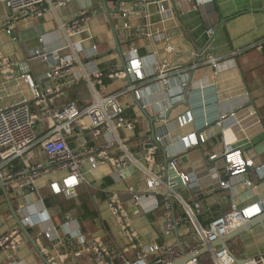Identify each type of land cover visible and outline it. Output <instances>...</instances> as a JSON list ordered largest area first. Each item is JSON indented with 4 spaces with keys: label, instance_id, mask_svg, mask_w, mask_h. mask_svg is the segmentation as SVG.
I'll return each mask as SVG.
<instances>
[{
    "label": "crops",
    "instance_id": "1",
    "mask_svg": "<svg viewBox=\"0 0 264 264\" xmlns=\"http://www.w3.org/2000/svg\"><path fill=\"white\" fill-rule=\"evenodd\" d=\"M90 8H97V13L91 16L85 31L71 39L76 44L78 57L82 69L87 72L99 71L105 74L102 77L101 93L110 94L124 89L132 78H109L107 73L111 68L123 71V64L120 56L115 50V43L111 32V24L115 29L117 41L121 54L125 59H142V72L144 79L140 82V91L136 97L128 93L121 98L124 106L125 117L134 121L132 131L120 130L119 138L124 143L128 153L134 158L138 166L163 176L164 157L176 159V170L187 174L193 172L200 177V187L194 190L177 189L181 198L188 202H198L202 211L198 216V223L206 227L209 222L218 216L228 212L234 204L243 208L264 198V93L262 92L261 77L264 76L262 62V48L260 51H249L259 40H264V0H212L211 3L194 8L193 0H171L173 5V18L160 23L156 14L154 4L144 5L141 0H106V7L114 11L117 2L120 10L117 13H110L107 17L101 7V0H90ZM81 10L79 2L71 1L65 8L57 11L56 16L51 12H45L40 19L18 20L13 28H7L3 21L8 14V9L0 2V56H7L12 60L22 63L27 67L33 78L40 82L47 71V64L39 59L32 58V53L38 49L53 51L64 48L67 44L58 21H65L73 17ZM129 10L134 12L129 20L130 30L123 29L122 25L126 19L122 18L121 11ZM148 15V19L144 16ZM145 22L151 23L152 31L162 32L167 41L149 40L143 36H135L134 30ZM214 27L215 34L209 40L208 50L204 47L207 39L205 31ZM88 37H91L88 39ZM39 38L42 40L39 41ZM170 44L173 52L167 53L164 50L165 44ZM264 45V43H263ZM262 45V47H263ZM91 46L96 47L94 52ZM136 50V56L131 54V49ZM232 52L236 55L232 56ZM70 53V50H62L61 54ZM198 54V56H197ZM206 54L215 58L227 60L218 69L205 63ZM260 56V60L257 58ZM233 58V61H229ZM151 60L159 63H167V84L163 85L158 81L156 74L149 75L152 71ZM197 62V68L192 65ZM246 73L243 77L242 71ZM186 72L187 86L179 95L180 74ZM82 71L78 65L72 68V74L67 76L64 82H49L56 87V94L53 108L59 109L63 105L73 102L79 107L89 104L91 101L90 88L84 80L75 79ZM46 82H41L45 87ZM0 108L16 104L22 100H28L27 88L22 82L6 81L4 74L0 71ZM148 104L142 109L141 105ZM32 113H37L39 105L30 100ZM254 109L261 120V127L254 124L253 117L248 116V111ZM162 110L164 114L159 116ZM191 112L193 121L184 127L177 125V117L185 112ZM235 112V117H228L222 122V127L214 125L215 120L221 114ZM146 113L148 118L145 116ZM152 118H155L152 126ZM159 118V119H158ZM151 119V120H150ZM211 122L206 128L209 133L207 140L197 146L184 148L180 141L183 136L193 132H201L204 129V122ZM238 122V124L236 123ZM50 121L42 120L36 123V132H46ZM244 128L238 132V128ZM152 128L156 136L160 135L164 140V151L157 149L151 159H147L146 146L152 143L150 138ZM90 131L86 119L79 121L73 135L68 138L71 148L78 149L83 146H92ZM136 139V140H134ZM106 137L103 136L96 144H103ZM224 142L232 143L233 147L242 151L243 156L253 161V167L261 177L253 193L242 185H236L232 190H221L215 181L209 180L206 176L208 162L207 157L212 153H220ZM94 145V144H93ZM84 147V146H83ZM130 149V150H129ZM118 152L112 148L111 153ZM44 161V156L37 148L35 158ZM182 158L184 161H182ZM216 164H221L216 160ZM17 168L18 162L13 163ZM136 171L128 176H121L115 171L112 163L103 165L91 171L89 165L83 162L80 171L84 177L83 182L76 186L71 200L74 209L63 214L59 219V209L48 208L44 199L52 194L49 188L50 182H59L64 176L63 173L40 177L35 181L36 191L20 187V184L11 183L2 189L0 185V235L16 231L14 218L8 209L4 192L8 191V200L15 204L18 219L21 222L22 214H19L20 207L25 203L27 210L32 213L34 219L36 211L44 206L50 216L51 223L60 225L70 216L72 221L68 230H80L82 232L81 215L85 214L81 205L84 202L87 212L93 217L83 222L92 235L88 238L100 237L109 246L115 263L124 253L127 258H134L138 249H132L126 244V240L120 236L119 228L111 217L106 207L107 195L117 194L122 205V211L127 213L131 229L136 233L138 244L142 247L150 242L173 244L178 249L189 251L196 242L195 232L184 220L179 205L175 206V213L179 218V225L173 233L167 237L162 234L163 209L161 204L150 213L139 211L137 215L132 214L130 197L127 194V187H133L136 191L145 192L146 174L137 166ZM9 166L3 172L9 173ZM161 176V177H162ZM90 189L91 192L88 190ZM42 202L40 203V200ZM151 205L150 199L143 201L144 207ZM8 211V212H6ZM254 226L227 241V247L235 259L234 264H243L244 260L264 254V210L254 215ZM259 223V224H258ZM49 225V223L45 224ZM27 226V225H26ZM25 226V227H26ZM19 228V227H18ZM58 230H65L63 228ZM110 237L105 239V236ZM106 240V241H105ZM46 248L48 243L43 241ZM216 245H219L217 243ZM217 246L216 248H218ZM76 240L64 242L58 249L66 254L77 250ZM45 250V249H44ZM50 253V252H49ZM41 251L35 250L33 246L23 243L14 255L15 261L20 264H46ZM118 255V258L116 259ZM9 262L5 254L0 251V264ZM197 264H215L210 252L201 253L196 257ZM182 263V262H181ZM79 264H91L89 260L80 261Z\"/></svg>",
    "mask_w": 264,
    "mask_h": 264
},
{
    "label": "built area",
    "instance_id": "2",
    "mask_svg": "<svg viewBox=\"0 0 264 264\" xmlns=\"http://www.w3.org/2000/svg\"><path fill=\"white\" fill-rule=\"evenodd\" d=\"M73 0H0L8 9V14L4 18V25L12 29L16 21L26 19H40L45 12H51L55 16L57 11L65 8ZM212 0H193L194 8L211 3ZM144 5L154 4L156 6V14L160 19V23L173 18V5L171 0H141ZM120 10V7H119ZM97 13V8H84L79 10L73 17L65 21H58L59 28L67 42L64 48L44 51L38 49L32 53V58L45 62L48 66L42 81L46 82L45 87H41V82H37L27 67L22 63L16 62L7 56H0V71L5 76L6 81H17L25 84L27 88L28 100H22L16 104L0 108V184L6 188L11 183L20 184V187L28 188L36 191L35 181L40 177L53 174L63 173L64 176L59 182H50L49 188L52 194H62L66 198L74 197V190L84 177L80 171L83 162L89 165L91 171L112 163L115 171L120 174V170L130 165L134 168L139 167L145 174V192L136 191L133 187H127L126 191L130 197L132 214L137 215L139 211L150 213L157 209L161 204L163 209V227L162 234L167 237L177 229L179 218L174 216L173 201H177L182 211L184 220L190 225V229L195 232L196 242L189 251L178 249L177 246L167 243L150 242L144 247L138 243L136 233L131 229L127 213L123 210L117 194H110L106 200V207L114 219L116 226L120 229V236L126 240V244L132 249H138L134 258H127L123 253L119 257L120 264H172L183 259L184 255L201 249L204 245L214 242L220 236L228 235L237 227L246 223L254 215L264 210V198L249 204L243 208H238L234 204L230 206V210L211 222L206 227H202L198 223V216L202 208L198 202L188 203L184 201L177 193V189L194 190L200 187V177L189 172L187 174L176 170V159H171L169 163L175 168L177 175L181 179L182 185L174 189L175 183L169 182L165 169L163 176L154 174L153 172L138 166L134 158L128 153L124 143L119 138L120 130L132 131L134 129V121L125 117L124 106L121 98L128 93H133L136 97L140 91L139 84L144 79L142 72V59L136 55V50L131 49V54L135 58L127 59L123 71L111 68L107 73L109 78H130L132 77L124 89L110 94L101 93L102 72L93 71L90 73L82 69L81 61L78 57V49L76 44L71 43V39L85 31L91 16ZM132 11H121L122 18L126 19L122 27L130 30V18L133 16ZM148 19V15L144 16ZM151 23L145 22L134 30L135 36H143L149 40H164L163 33L152 31ZM214 27H209L205 31L206 45L203 52L208 50L209 40L214 36ZM91 37H88L90 39ZM42 39L39 38V41ZM264 40H259L252 47L260 51ZM70 50V53L62 55V50ZM95 52L96 47L91 46ZM170 44H165L164 50L167 53L173 52ZM236 53L232 52V56ZM198 56V54H197ZM205 63L218 69L227 60L215 58L206 54ZM125 60V59H124ZM229 61H233L231 58ZM78 65L82 71L75 79L84 80L90 88L91 101L88 105L79 107L75 103L70 102L63 105L59 109L52 107L56 94V87L49 82H64L67 76L72 74V68ZM150 67L152 71L149 75H155L163 85L167 84V63H159L151 60ZM197 68V62L192 65V69ZM179 95L184 92L187 86V73L183 71L180 75ZM264 80V79H263ZM65 81L64 84H69ZM4 88H0L1 91ZM264 90V84H263ZM32 100L39 105L38 112L32 113L29 101ZM146 102L141 108H146ZM164 112L160 110L159 116ZM235 112L229 114H221L217 117L214 125L222 127V122L228 117H235ZM248 116L253 117L254 124L261 127V120L257 116L254 109L248 111ZM86 119L88 130L92 139L96 142L105 136L106 140L103 144H94L92 146H83L78 149L71 148L68 144V138L71 137L79 124V121ZM42 120L50 121L48 130L39 135L36 132L35 125ZM193 121L191 112H185L177 117V125L184 127ZM238 124V122H236ZM211 122H204V129L201 132H193L183 136L180 141L184 148L197 146L204 143L209 137L206 131ZM244 128L239 127L238 132H243ZM156 142L164 145L163 138L156 136ZM40 150L44 156V161L35 158V150ZM117 148L119 155L112 158L109 149ZM147 159H151L153 153L158 149L154 144L150 148H146ZM209 166H207L206 176L209 180L215 181L221 190H232L236 185H242L249 189L252 193L256 190L257 183L261 177L253 167V161L243 156L242 151L233 147L232 143L224 142L220 153H212L207 157ZM216 160H220L221 164H216ZM18 162L15 168L13 163ZM9 166V173L3 172L5 167ZM255 193H253L254 195ZM145 199L151 200L149 207L143 206ZM42 199L40 200V203ZM19 214H22L21 223L25 227L37 228L38 239L35 243L38 251L44 253L43 260L46 264H79V262L89 260L91 264H115L112 252L100 237H86L80 230H68L72 218L66 216L65 221L60 225L51 223L50 216L46 207L42 206L40 211L35 212L37 220L31 215L25 203L20 207ZM49 223V225H45ZM65 230H58V229ZM76 240L78 244L77 250L70 255L61 252L58 247L66 241ZM43 241L48 243V247ZM24 243V239L19 232L11 231L0 235V251H2L7 260L6 264H20L15 261L14 255L18 248ZM45 249V250H44ZM50 252V253H49ZM211 258L215 264H234V257L225 249L218 247L211 252ZM179 264H197L196 258L182 262ZM243 264H264V254L247 258Z\"/></svg>",
    "mask_w": 264,
    "mask_h": 264
},
{
    "label": "water",
    "instance_id": "3",
    "mask_svg": "<svg viewBox=\"0 0 264 264\" xmlns=\"http://www.w3.org/2000/svg\"><path fill=\"white\" fill-rule=\"evenodd\" d=\"M76 1L79 2L81 9L88 8V7L91 6L90 0H76ZM119 5H120L119 2H117L115 10L112 11V10L107 9V7H106V0H101V7L104 9L107 17H109L110 13H113V12L114 13H117V12H119ZM111 32H112L113 39H114V43H115V50L119 54L120 60H121V62L123 64V66L125 67V60H124V57L121 54V50H120V47H119V43L117 41V36H116V33H115V29L112 26V24H111ZM144 114L148 118V115L146 113H144ZM154 120H155V118H152L151 126H152ZM150 138L152 140V143L148 144L146 146V148H150L154 144L155 146H157V148L160 151L163 152V155L165 156V151H164L163 145H161V144H159V143L156 142V133L153 130V128H152V133H151ZM182 161H184L183 158H182ZM163 164H164V169L166 171L165 177L169 178L168 179L169 182L175 183V185L173 187L174 189L179 188L182 185V183H181L180 177L177 175V172H176L175 168H173L171 166V164L168 162V159L166 157H164ZM135 171H136V169L132 165H130V166L124 168V169H121L120 170V175L121 176H128L130 174L135 173ZM1 187H2L3 190H5L2 185H1ZM4 194L6 196V193L5 192H4ZM6 201H7V204H8L9 212L11 213L12 217L14 218V220H15L16 224L18 225L20 231L24 234V236L27 238V240L30 242V244L33 246V248H35L36 250H38L37 247H36V245H35V243H34V241L31 239V237L29 236L28 232L26 231L25 227L23 226V224L18 219V217H17L14 209L12 208V206H11V204H10L7 196H6ZM253 220H254V218L249 219L246 223H244L241 226L237 227L230 234L218 237V239L216 241L210 242V243L204 245L201 249H199L197 251H194V252H191V253H188V254L184 255V257H183V259L181 261L174 262L172 264H179L181 262H186L188 260L195 259L199 254L205 253V252H211L217 246L225 249L227 252L230 253V251H229V249H228V247L226 245L227 244V241L230 238L236 236L237 234H240L241 232H244L245 230H249L251 227H253L254 226V223H253L254 221ZM217 243H219V245H216ZM180 249L183 251L182 248H180ZM42 258H43V256H42Z\"/></svg>",
    "mask_w": 264,
    "mask_h": 264
},
{
    "label": "trees",
    "instance_id": "4",
    "mask_svg": "<svg viewBox=\"0 0 264 264\" xmlns=\"http://www.w3.org/2000/svg\"><path fill=\"white\" fill-rule=\"evenodd\" d=\"M256 49L255 48H251L249 50H247L246 52H244L243 54L249 52V51H255ZM262 54H261V57H262V62H261V65H263L264 67V45L262 47ZM257 60L259 61L260 60V56H258ZM243 73V77H246V73H244V70L242 71ZM264 75V74H262ZM102 77H105V74H102ZM264 76L261 77V82H262V92L264 93V90H263V84H264ZM262 124H263V127H264V118L262 119ZM91 138V141H92V145L93 144H96V142ZM136 140V139H134ZM111 150L112 149H109V154L112 158H117V156L119 155V152H116L115 154L111 153ZM130 150V149H129ZM90 192L91 190L88 189ZM8 191H6V195L8 196ZM108 197L110 195H107ZM107 197V198H108ZM10 204L12 206V208L14 209L15 213L18 215L17 211H16V207H15V204H13L11 201H10ZM44 204L46 207L48 208H57L59 209L60 213H59V219H63V214L68 212L70 209L73 210L74 209V206H73V203L71 202V200H65L60 194L59 195H49L47 196L45 199H44ZM85 203L83 202L82 205L80 206L81 209H84L83 211H85V214H82L81 215V219H80V223H82V233H84L85 235H87L88 237L91 236L92 234L86 230V226H84L85 224L87 223H83V222H86V221H89V217L90 219L93 217V215H91V212H87L88 208L85 207ZM173 210H174V216H176V213H175V204L173 203ZM8 212V211H6ZM20 217V215H18ZM26 231L28 232L29 236L31 237V239L34 241V243L37 242V239H38V235H37V228L36 227H29V226H26L25 227ZM16 230L19 232V234L22 236V238L24 239V243H27L31 246L30 242L27 240V238L24 236V234L20 231V229L18 227H16ZM110 237V234H107L105 236V239L107 240V238ZM105 240V241H106ZM36 250V249H35ZM38 252V250H37ZM113 257V261L115 262V258L114 256ZM118 258V255L116 257V259ZM115 264H120V261L118 260V263H115Z\"/></svg>",
    "mask_w": 264,
    "mask_h": 264
},
{
    "label": "rangeland",
    "instance_id": "5",
    "mask_svg": "<svg viewBox=\"0 0 264 264\" xmlns=\"http://www.w3.org/2000/svg\"><path fill=\"white\" fill-rule=\"evenodd\" d=\"M173 203H174L175 205H179V204H178V202H177V201H175V200L173 201Z\"/></svg>",
    "mask_w": 264,
    "mask_h": 264
}]
</instances>
